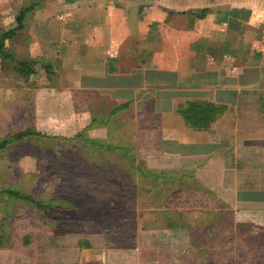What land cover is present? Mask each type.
<instances>
[{
	"label": "rangeland",
	"instance_id": "rangeland-1",
	"mask_svg": "<svg viewBox=\"0 0 264 264\" xmlns=\"http://www.w3.org/2000/svg\"><path fill=\"white\" fill-rule=\"evenodd\" d=\"M34 1L0 0V34ZM32 13L5 44L16 57L41 58L60 73L33 42L41 26ZM11 65L0 67V250L17 253L29 234L39 264H264V206L224 202L205 179L206 160L164 156L137 130L143 124L133 112L118 116L99 95L61 88L35 94L24 87L33 76L24 79ZM36 68L39 84L64 87L60 74L53 80ZM83 118L94 122L78 132ZM34 126L43 135L4 144ZM90 127L106 134L102 141L87 134ZM79 240L89 246L80 249Z\"/></svg>",
	"mask_w": 264,
	"mask_h": 264
},
{
	"label": "crops",
	"instance_id": "crops-1",
	"mask_svg": "<svg viewBox=\"0 0 264 264\" xmlns=\"http://www.w3.org/2000/svg\"><path fill=\"white\" fill-rule=\"evenodd\" d=\"M31 12L41 26L32 41L58 63L64 87L31 75L26 89L99 95L118 116L133 112L164 156L206 160L224 202L264 206V0H43ZM189 101L217 107L203 118L188 109L185 120ZM92 120L75 122L78 132ZM88 129L94 141L106 136ZM37 251L1 249L0 264H39Z\"/></svg>",
	"mask_w": 264,
	"mask_h": 264
},
{
	"label": "trees",
	"instance_id": "trees-1",
	"mask_svg": "<svg viewBox=\"0 0 264 264\" xmlns=\"http://www.w3.org/2000/svg\"><path fill=\"white\" fill-rule=\"evenodd\" d=\"M35 1L33 3L34 5L30 4L28 6L21 7L19 9L18 14L15 17L14 26L10 27L9 29H7L5 31H2V33L0 34V67L1 68L6 67L8 62L11 61L13 63L12 69L24 79H27L31 75L36 74V72H37L36 65L38 63L45 70V72L47 73V75L49 77H51L54 74L53 70L51 69V65L47 62H42L41 58H28V59L18 58L14 55V53L11 51V49L8 48L5 44V41L7 39H10L14 35H16L17 32L24 27V19H25L26 13L31 11L37 2H40V0H35ZM32 6H33V8H32ZM196 106L201 107L202 118L204 117L205 109H208V108L213 109V107L214 108L217 107L216 105H213L210 103L205 104V103H200V102H196V101H189V102H187L184 109L182 108L179 110V113H181V115L186 120V117H187L186 111L188 109H191V108H196ZM198 116H199L198 122H200L201 116L200 115H198ZM93 122H94V119L92 120V123ZM206 127H207V125H201V124H198V126H196V128H200V129L206 128ZM34 135H43V134H41L38 131H35L34 129L22 130V131H19V132L13 134L8 140H6L4 142V144L6 145V144L12 142L13 140H20L24 137L34 136ZM79 136H81L80 133H77L75 135L76 138ZM9 193L16 196V197H20L22 199H27V200L32 201V198L30 195H20L18 191H9ZM35 204L37 206H41L40 203L36 202ZM55 216H59V215L57 214ZM171 225H174V224L171 223ZM0 242L2 243V239H0ZM20 243L22 244V246H25V247L32 246V236H30L29 234L22 235V239L20 240ZM77 245L80 247V249H82V248H87L89 246V243L85 240H79L77 242ZM71 264H78V263L73 262Z\"/></svg>",
	"mask_w": 264,
	"mask_h": 264
}]
</instances>
